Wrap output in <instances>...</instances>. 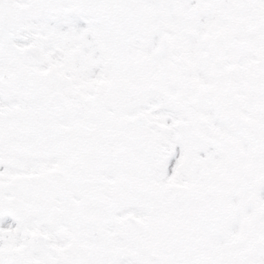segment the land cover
<instances>
[{"label":"snow or ice","instance_id":"obj_1","mask_svg":"<svg viewBox=\"0 0 264 264\" xmlns=\"http://www.w3.org/2000/svg\"><path fill=\"white\" fill-rule=\"evenodd\" d=\"M0 264H264V0H0Z\"/></svg>","mask_w":264,"mask_h":264}]
</instances>
